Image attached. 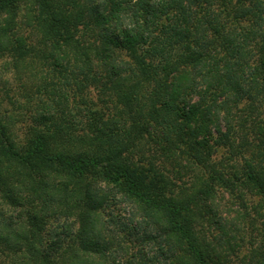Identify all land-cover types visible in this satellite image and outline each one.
<instances>
[{
  "label": "trees",
  "instance_id": "1",
  "mask_svg": "<svg viewBox=\"0 0 264 264\" xmlns=\"http://www.w3.org/2000/svg\"><path fill=\"white\" fill-rule=\"evenodd\" d=\"M23 1L0 0V15ZM31 1L37 47L6 48L40 62L42 99L22 145L0 122V195L42 206L0 224L7 264H107L124 251L83 229L81 252L96 255L84 260L70 234L41 237L50 217L91 223L89 177L159 216V254L174 264H207L193 229L204 201L258 198L250 260L264 264V0Z\"/></svg>",
  "mask_w": 264,
  "mask_h": 264
},
{
  "label": "rangeland",
  "instance_id": "2",
  "mask_svg": "<svg viewBox=\"0 0 264 264\" xmlns=\"http://www.w3.org/2000/svg\"><path fill=\"white\" fill-rule=\"evenodd\" d=\"M32 4L31 0H25L0 15V122L10 134V139L18 145H22L23 130L42 99L37 93L40 62L34 56L21 59L17 54L9 52L6 47L10 46L11 41L6 40H14L15 46V39L20 38L27 46L37 47L38 36L33 29ZM222 154L219 150L218 156ZM157 166L164 176L171 178L168 165L159 163ZM56 180L63 181L62 178ZM87 181L92 203L97 206L90 216L91 223L85 229L76 218L59 217L56 220V217H50L41 222V237L46 238L48 234L58 232L62 236L70 234V249L80 253L84 260H95V254L87 250L81 252L80 236L85 231L86 240L97 244L99 239L105 238L107 241L108 236L113 235L116 247L123 246L124 251L113 253L112 250L107 253V264H174L171 259L164 260L159 254L163 253V249L159 250L157 243L164 237L156 213L127 199L118 186L93 177L87 178ZM20 193L22 206L17 207H11L0 195V224L8 219L13 224L22 222L25 209L38 210L42 206V203ZM257 200L253 198L248 203L244 202V208L241 204H236L234 208L227 204L221 194H215L212 199L203 202L202 215L193 229L200 242V249L207 257V264H252L250 258L254 247L259 244L262 223L259 217L262 213H259L258 208L260 201ZM242 209L246 212L245 217ZM234 225L238 227L234 228ZM9 259L0 255V264H7Z\"/></svg>",
  "mask_w": 264,
  "mask_h": 264
}]
</instances>
